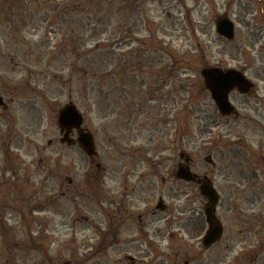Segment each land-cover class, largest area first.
Listing matches in <instances>:
<instances>
[{
	"label": "rangeland",
	"instance_id": "rangeland-1",
	"mask_svg": "<svg viewBox=\"0 0 264 264\" xmlns=\"http://www.w3.org/2000/svg\"><path fill=\"white\" fill-rule=\"evenodd\" d=\"M120 1L124 5V0ZM51 3L52 0H0V96L5 104L0 107V181L9 182L0 193V203L5 204V208L0 207V221L14 229L5 231L0 224V264H62L73 253L72 264H131L128 256L139 260L135 259V264H254L249 258L255 253L244 259L241 245L235 241L239 222L233 211L225 213L223 240L198 251L197 241L191 240L189 234L191 225L195 228L204 222V214L198 217V209L206 202L196 183L178 184L174 174L179 154L185 152L191 157L190 170L199 179L207 177L226 196L231 195L227 190H233L235 198L244 201L251 196L249 186L259 177L246 167L243 154L232 149L223 153L221 144L227 130L230 142L234 137H243V130L250 128L244 118L256 106L255 99L231 91L229 99L238 117L226 120L204 89L200 70L219 66L242 71L260 87L258 93L264 94V0H139L133 13L122 10L121 33L128 37L117 41L119 34L112 35L116 31L108 29L115 51H129L138 45L134 40H140L145 51L141 55L128 54L126 61L141 57V66L146 62L154 66L144 69L148 71L142 76L137 74L136 82L131 81L133 73L122 76L127 77L125 82L116 72L110 75L113 108L108 110L96 102L101 92L89 89L91 94H84L68 82L65 49L51 50L59 40V17ZM221 15L234 22L233 41L225 40L215 30ZM162 44H168L180 56L175 60L171 54H160ZM161 65L170 69L158 74ZM131 67L121 66L125 70ZM122 92L129 98L138 93L144 103L137 115L124 113L130 117L125 120L117 117L116 105ZM68 102L82 112L83 127L93 134L98 156L92 162L77 145L68 147L59 141L58 110ZM127 104L132 101L129 99ZM256 114L264 124V102ZM262 127L260 135H264ZM73 136L76 138L75 133ZM216 139L222 140L214 149ZM134 149L138 154L132 156ZM122 162H127L128 169L137 164L140 173L157 176L155 189L162 190L168 205L174 203L169 215L174 223L165 227L163 222L161 230L173 229L179 237L170 241L166 238L155 247L106 251L89 242L91 246L84 249L80 247L79 234L62 233L58 206L70 203L72 195L81 198L74 190L78 186L77 190L84 192L93 180L91 176L100 174L96 164L107 179L115 180L120 177ZM259 175L260 189H264V171ZM160 176L166 178V185L161 186ZM64 177H70L72 183L67 184ZM59 184L62 198L56 196ZM9 187L13 188L12 194L6 192ZM142 187L150 195L148 185ZM262 191L260 201L264 204ZM34 199L44 202L41 209L33 210L41 214H32L27 208ZM62 199L65 202L60 204ZM226 204L222 197L216 209L218 219ZM82 207L88 208L84 204ZM240 208L246 209V203ZM250 214L248 210L242 212L244 228L251 225L256 231L260 225L264 227V214L258 221L251 220ZM34 217H38V224L32 220ZM176 221L183 226L176 228ZM42 229L48 236L47 245L28 241L30 231ZM229 242L235 244L226 256L223 248Z\"/></svg>",
	"mask_w": 264,
	"mask_h": 264
},
{
	"label": "flooded vegetation",
	"instance_id": "flooded-vegetation-1",
	"mask_svg": "<svg viewBox=\"0 0 264 264\" xmlns=\"http://www.w3.org/2000/svg\"><path fill=\"white\" fill-rule=\"evenodd\" d=\"M259 88V86L253 85L247 94L236 92L248 98L252 97L255 99L256 106L254 109L250 110L252 111L249 112L250 116H245L246 118H244L246 122L250 123V126H248L250 128L243 130V137H234L230 142L228 141L230 132L227 130V133L222 135V137H225V142L221 144L223 153H226V150L229 151L232 149L233 151L241 153V155L243 154L245 162L247 163L246 167L251 169L254 176H256V178L259 177V179L254 182L252 187L249 186L251 196L247 197L245 201L237 197L235 198L236 194L233 190H227L231 192L230 196H226L223 190L218 191L219 200L221 199V193V196L227 201L226 207L223 208L220 219H218L223 227L222 240L226 230L224 222L225 213L233 211L235 219L239 222L237 231L235 232L237 238L235 241H237L236 243H238V246L241 245L240 250L244 251H241V254L244 255V259L255 253L253 257L249 258V260L252 259L251 262L254 264H264V227L260 225L256 231L251 225L244 228L245 224L241 220V215L244 210H248L251 212L250 219L258 221L260 216L264 214V204L260 201V193L261 190L264 192V189H260L261 185L259 182V173L264 171V135L258 133L259 130H263L262 126H264V124H261L259 121L260 118H258L256 114L262 102H264V94L258 93ZM235 115L238 117L237 113ZM229 117L223 118L228 120ZM213 127L216 128L217 124L214 123ZM73 133L74 131L71 130L70 135H73ZM217 141L216 139L213 144L214 149L219 146ZM93 159L94 158L91 159V162ZM126 164L127 162H122V170L119 171L120 177L115 180L107 179L104 170L102 171L99 169L96 164V169L98 171L100 170V174L96 173L95 179L89 183V186L84 192L82 190H77L78 186L74 190V193H77L81 198L79 199L77 195H72L74 199H72L70 203H67V205L64 206L65 208L63 206H58L59 210L57 213H60L58 215L62 219V233L66 235V233H69L68 231H71V234H79L81 237L80 243L82 244L80 247L87 249L91 246L89 242H94L95 246L97 245L100 250L106 251L109 249H139L157 245V242L163 241L165 236H170V238L176 236L175 233H171L173 229L168 230L164 228V230H161V224H163V222L165 223V227H167L170 222L171 224L174 223L169 217L173 212L174 203L168 205V201H164L163 199L162 190L158 192L157 189H155L157 188V176L155 174L144 175L140 173L137 164H134L133 167L129 169L126 167ZM216 169L219 173L220 169L218 167H216ZM249 178H251V181L254 179L251 176H249ZM64 180L67 184L72 183L70 177H64ZM160 181L162 182L161 186L163 184L166 185V179L164 177H160ZM143 184L148 185V193H150V195H148L146 190L142 187ZM56 191L57 198H62L63 192L61 191L60 184L59 187L57 186ZM6 192L12 194L13 189L8 188ZM0 193H3V189L1 188ZM262 194L264 197V193ZM243 201L246 203L247 207L244 210L240 208L241 204H244ZM63 202H65V200L62 199L60 204ZM83 204L87 205L88 208L82 207ZM30 206L31 205H28V208ZM0 207L5 208V204L0 203ZM34 209L37 208L34 207ZM198 210H200V215L198 217H202V209ZM40 213L41 211L38 214ZM162 213L166 215L164 216ZM195 215H198V213L195 212ZM71 219H74V227L71 226ZM33 220L36 221L37 224L39 223L36 217L33 218ZM81 223H83L84 226H82ZM201 223L202 225L196 226L195 228L191 225V232L189 234L190 239L200 241L199 239L204 230V223L202 221ZM176 224V228L183 226L182 224L178 226L177 221ZM4 229L5 231L13 230L10 226H5ZM86 233L91 235L90 238ZM250 237L256 240H249ZM45 238L46 233L42 229L41 233H35L34 238H32V235L29 236L28 241H38L40 244L45 245ZM234 244L235 243L232 242L225 243L223 250L226 256L233 249ZM195 249L196 248L193 246V250ZM198 251H201L200 246ZM128 259H130L131 264L137 263L138 260L137 258L131 257ZM72 263H74V261L65 259L62 264Z\"/></svg>",
	"mask_w": 264,
	"mask_h": 264
},
{
	"label": "trees",
	"instance_id": "trees-1",
	"mask_svg": "<svg viewBox=\"0 0 264 264\" xmlns=\"http://www.w3.org/2000/svg\"><path fill=\"white\" fill-rule=\"evenodd\" d=\"M123 3L124 5H122L120 0H52L51 3L56 8L54 11L59 17L57 25L54 22L60 38L56 50L65 49L66 60H69L68 82L84 94L90 90L101 92L100 100H96L94 97L93 99L99 102L102 107L104 106L105 110L113 108V102L109 96L111 90L110 75L116 72L120 75L122 81L125 82L127 77L122 76L125 73H133L134 76H132L131 81L136 82L137 74L140 73L142 76V72L148 71V69H144L154 66L149 65L148 62H146V66H141V57L126 61L128 54L139 53L141 55L142 51H145L140 40H134V43L138 45L126 52L120 51L119 53L113 47L114 45L111 42L113 39L112 35L119 34L117 35V41L118 39L123 41L124 38L128 37L121 33L124 27L121 20L123 15L121 11L125 10L133 13L138 7L139 0H124ZM124 15L127 16V14ZM78 16L81 19H77ZM109 28L115 30L116 33L108 34ZM132 28L133 26H131ZM164 50H166V53ZM160 51V54H166L167 56L171 54L175 60L177 56H180L172 51L168 44H162ZM114 55L117 58L113 59ZM124 59L126 62H124ZM111 64L114 67V72H112V67L109 69ZM125 64H129L132 67L127 70L121 68ZM166 69H170L168 65H161L158 67L157 73L159 74ZM121 88H123V84H121ZM124 92L121 93L118 102V109H120L122 115L121 120L130 118L128 117L129 115L124 116V113L128 112L131 116L133 113L137 115L139 113L138 110H142L144 107V103L142 104L143 98L138 93L132 94L131 99L124 95ZM129 99L132 101L131 105L127 104ZM134 107L137 108L135 109Z\"/></svg>",
	"mask_w": 264,
	"mask_h": 264
},
{
	"label": "water",
	"instance_id": "water-1",
	"mask_svg": "<svg viewBox=\"0 0 264 264\" xmlns=\"http://www.w3.org/2000/svg\"><path fill=\"white\" fill-rule=\"evenodd\" d=\"M233 22L227 17H220L216 22L215 30L225 39L231 40L234 37V27ZM202 76V81L204 84L205 90L209 91V95L216 105L217 109L223 114L229 116L232 113V105L228 102V93L232 89H237L238 92L246 93L250 86L251 82H247L244 75L234 69H227V71H222L220 68H206L200 71ZM2 100L0 98V105ZM58 122L60 130H65V135L61 139L62 142L70 145L72 139L68 136V131L71 128H76L78 130L77 143L80 148L84 151L85 154L92 156L96 154L94 149V142L92 141V134L81 131V114L76 111V108L73 104H68L59 111ZM177 178L184 179L186 181H194L195 177L190 170L184 167H179L177 170ZM199 191L207 199L208 206L205 209L206 222L209 224V231L206 233L203 238V245L209 247L213 245V242H216L220 239L221 227L216 221L215 218V206L217 204L218 196L216 191L213 188V185L209 182H202L199 185Z\"/></svg>",
	"mask_w": 264,
	"mask_h": 264
}]
</instances>
